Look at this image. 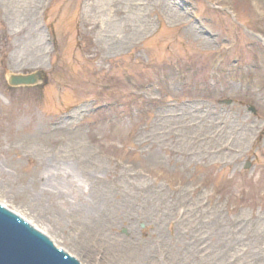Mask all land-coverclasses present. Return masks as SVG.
<instances>
[{"label": "rangeland", "instance_id": "obj_1", "mask_svg": "<svg viewBox=\"0 0 264 264\" xmlns=\"http://www.w3.org/2000/svg\"><path fill=\"white\" fill-rule=\"evenodd\" d=\"M30 1L0 0V201L83 264H108L81 226L96 192L118 202L130 180L173 202L162 235L153 221L133 231L174 264L204 263L185 230L207 222L245 226L236 264H264V0H152L144 28L115 34L114 10L88 13L91 0H45L16 26L6 11ZM31 30L40 60L19 64ZM33 72L37 85L8 82ZM128 224L108 233L128 237Z\"/></svg>", "mask_w": 264, "mask_h": 264}, {"label": "bare ground", "instance_id": "obj_2", "mask_svg": "<svg viewBox=\"0 0 264 264\" xmlns=\"http://www.w3.org/2000/svg\"><path fill=\"white\" fill-rule=\"evenodd\" d=\"M45 0H32L30 3L15 12L6 13L16 26L24 28L34 21L38 11L43 7ZM152 0H91L87 3L88 13H99L107 16L109 12L114 10L118 18H109L108 29L111 34H115L119 28L125 31L131 29H142L145 24V19L142 12V7L149 4ZM140 6V7H139ZM122 15V16H121ZM110 34V35H111ZM30 41L26 49H22L18 55L19 64H31L40 60L42 53L41 36L34 37V30L29 31ZM112 36V35H111ZM111 39H115L111 37ZM99 166L94 161H88L84 166L82 173L86 180L92 181L99 172ZM127 191L123 199L115 202L110 197L109 193L103 191L96 192L91 198L89 208L91 215L86 219L81 226V235L87 239V246L90 250L99 251L102 254L103 261H108V264H157L160 262L158 258H171L167 245L163 242L161 246H154L150 243L143 244L141 240L135 237L133 224L136 220L153 221L162 233V226L165 222L172 220L173 202L164 203L163 197L158 193L143 192L142 185L128 181L126 183ZM191 207L185 211V217L191 218ZM128 224L129 236L121 237L118 234L111 236L108 232L118 224ZM240 230L234 232L229 231L226 227L218 223L202 224L199 227L186 229V233L193 236L197 244L201 242L204 245V253L206 257L201 262L203 264H236L240 263L239 250L240 240L245 235V226H239ZM218 237L220 242H225V245L217 250H213L208 245V238ZM191 252V250H190ZM233 252V253H232ZM193 254V253H192ZM238 256V259H237ZM183 258V257H182ZM254 261V260H253ZM174 264L171 258L168 261ZM199 264V259H196ZM186 264V263H184Z\"/></svg>", "mask_w": 264, "mask_h": 264}, {"label": "water", "instance_id": "obj_3", "mask_svg": "<svg viewBox=\"0 0 264 264\" xmlns=\"http://www.w3.org/2000/svg\"><path fill=\"white\" fill-rule=\"evenodd\" d=\"M40 81V73L9 74L8 82L12 86H31ZM230 103L231 101H226ZM254 111L253 108H251ZM249 165V164H248ZM248 167V166H247ZM0 203L3 204L2 201ZM0 204V264H81L54 244L45 231L41 232L27 220L14 213L12 207Z\"/></svg>", "mask_w": 264, "mask_h": 264}]
</instances>
